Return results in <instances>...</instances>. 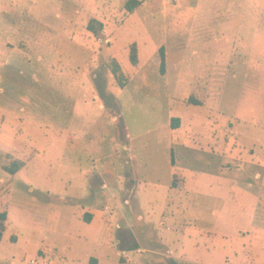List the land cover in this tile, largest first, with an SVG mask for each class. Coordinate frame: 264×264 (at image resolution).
I'll list each match as a JSON object with an SVG mask.
<instances>
[{
	"label": "rangeland",
	"instance_id": "374dc122",
	"mask_svg": "<svg viewBox=\"0 0 264 264\" xmlns=\"http://www.w3.org/2000/svg\"><path fill=\"white\" fill-rule=\"evenodd\" d=\"M128 1L0 0V264H264V0Z\"/></svg>",
	"mask_w": 264,
	"mask_h": 264
},
{
	"label": "trees",
	"instance_id": "16d2710c",
	"mask_svg": "<svg viewBox=\"0 0 264 264\" xmlns=\"http://www.w3.org/2000/svg\"><path fill=\"white\" fill-rule=\"evenodd\" d=\"M141 2L137 1V0H130L127 2V4L125 5V10L128 13H133L138 7H140ZM87 30L88 32H90L92 35L97 36L98 32H101L103 30V25L95 20H91L88 23L87 26ZM159 54L161 57V73H163V70L165 68V55H164V49L161 48L159 50ZM129 62L133 67H137L139 60H138V51L136 48V45L133 44L130 47V52H129ZM113 76L116 85L118 86V88L120 89H124L127 85V79L124 76V74L122 73V69L120 67V65L115 61V60H110L107 64H105V67ZM180 125L179 120H173L171 123V128L173 129H178ZM87 217H89V219L91 218L90 215H87ZM89 219H85L84 218V222L89 223L90 220ZM6 222H7V215L6 213H1L0 214V240L3 236V234L6 232ZM175 264V263H174Z\"/></svg>",
	"mask_w": 264,
	"mask_h": 264
},
{
	"label": "crops",
	"instance_id": "0c3cea01",
	"mask_svg": "<svg viewBox=\"0 0 264 264\" xmlns=\"http://www.w3.org/2000/svg\"><path fill=\"white\" fill-rule=\"evenodd\" d=\"M222 173V172H221ZM257 177H259V175H257ZM7 215V214H6ZM87 215H90V214H85L83 216H77L76 218L80 221L82 220L84 222V218L85 219H89V217H87ZM91 216V215H90ZM90 222H92V216L91 218L89 219ZM7 222H8V215H7ZM89 222V223H90ZM86 223V222H85ZM88 223V224H89ZM252 230H255L256 231V234L259 233L260 231L264 230V226L263 224H254L253 223V227H252ZM125 253V252H124ZM169 255H171V253H169ZM172 257V255H171ZM84 264H101L100 260L98 258H94V257H90V258H87L86 260H84ZM231 263V262H230ZM31 264H34L33 262Z\"/></svg>",
	"mask_w": 264,
	"mask_h": 264
}]
</instances>
